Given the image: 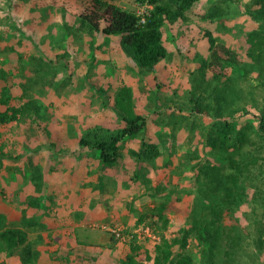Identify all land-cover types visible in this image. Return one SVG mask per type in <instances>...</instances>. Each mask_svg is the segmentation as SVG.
<instances>
[{
    "label": "rangeland",
    "instance_id": "374dc122",
    "mask_svg": "<svg viewBox=\"0 0 264 264\" xmlns=\"http://www.w3.org/2000/svg\"><path fill=\"white\" fill-rule=\"evenodd\" d=\"M251 1L194 3L185 20L164 25L167 56L147 71L123 50L119 36L81 25L86 0H0V98L6 85L11 108L29 100L40 107L39 118L0 120V226L33 223L29 237L37 252L32 264H125L133 235L152 251L159 233L149 230L150 219H140L162 202L173 205L167 237L194 231L195 218L217 213L225 229L230 227L221 212L230 170L221 155L225 136L220 133L226 123L246 127L256 143L243 150H262L264 158V134L249 129L264 110V98L258 96L257 105L249 97L237 99L250 113L228 122L193 109L195 98L202 104L215 99L208 70L205 81L195 90L192 85L209 58L211 33L238 54L251 77L243 78V70L235 68L228 69L225 80L245 91L252 86L260 68L245 55V35L257 28L246 11ZM139 2L120 4L135 11ZM123 84L132 88L147 126L123 141L115 166L103 169L99 152L79 142L89 130L124 126L110 106ZM94 85L111 98L97 93ZM5 108L0 103V113ZM208 135L218 139L216 147ZM143 141L157 146L160 154L145 160L139 153ZM258 163L264 170V160ZM249 182H244L247 198L232 212L243 239L242 251L223 257L230 264H264V177L253 187ZM33 196L40 205L24 218L22 210ZM208 250L198 251L201 258ZM1 261L20 264L0 249Z\"/></svg>",
    "mask_w": 264,
    "mask_h": 264
},
{
    "label": "trees",
    "instance_id": "16d2710c",
    "mask_svg": "<svg viewBox=\"0 0 264 264\" xmlns=\"http://www.w3.org/2000/svg\"><path fill=\"white\" fill-rule=\"evenodd\" d=\"M121 1L86 0L79 16L81 25L86 26L91 32L119 36L123 50L134 59L137 66L143 70L153 71L167 56L164 25L185 20L187 12L199 0H147L153 5V9L146 23H140L135 11L122 6ZM246 11L257 23V28L245 35V41L248 43L245 55L256 63L260 70L256 77L252 78L253 81L250 82L252 86L248 88V91L235 82L225 80L228 69L235 68L243 70V78L251 77L249 70L243 67L238 54L227 44L219 42L211 33H208L210 55L200 69V77H196L197 82L192 85V89L195 90L199 86L198 82L206 80L208 70L212 80L209 84L210 93L215 96V99L211 104H202L199 98H195L193 109L198 113L213 116L219 120L226 118L225 120L229 122V119H234L238 115L250 113L246 105L242 107L237 104V99L246 101L249 97V102L257 105V97L264 98V0H252L246 7ZM214 15L211 13L210 17ZM93 87L105 99L111 98L105 89L97 85ZM226 90L229 92L224 94ZM8 91L9 88L6 85L1 89L0 103L6 105L5 110L0 113L1 122L9 123L20 117L37 118L39 116L40 107L31 100L21 106L12 108L8 106L10 101ZM110 106L121 118L124 126L117 131L89 130L79 142L80 146L99 152L103 169L115 166L121 157L123 141L129 136L142 132L147 126L146 117L137 111L134 93L130 86L123 84L116 91ZM259 113L256 116L258 122L254 127L249 128L256 131L258 135L264 134V110L261 109ZM220 134L225 136L222 140L221 155L230 170L223 182L226 195L223 200L226 207L221 212L224 213L225 223L230 227L225 229L216 212L217 214L211 218H195L194 231L183 229L175 236L167 237L164 231L168 229L170 223L168 212L173 211V205L162 202L150 212L143 214L140 219V222L146 218L150 219L149 230L159 233V239L154 242L152 251L145 247L141 239L133 235L126 260H124L125 264H143L144 261H152L153 264H230L223 257L232 258L231 255L235 249L242 248L243 238L237 231V221L232 212L235 206L244 203L249 194L248 188L244 185L246 179H249V185L253 187L255 186L253 182H259L264 177L262 176L264 170L257 167L259 160L264 158L260 156L262 150H243L245 144L256 143L251 141L246 127L235 129L233 123H226ZM207 138L212 146H217V138L213 135H208ZM139 153L145 160H150L159 155L160 151L157 146L143 141ZM39 205L38 197L33 196L22 210L24 218L34 215ZM32 226L31 221L23 226H0V249L17 259L20 264H32L36 258L37 250L29 237ZM204 247L209 249L204 254L205 259L198 253ZM175 255H177L176 259H174ZM0 264L10 263L1 261Z\"/></svg>",
    "mask_w": 264,
    "mask_h": 264
},
{
    "label": "built area",
    "instance_id": "2783aa9c",
    "mask_svg": "<svg viewBox=\"0 0 264 264\" xmlns=\"http://www.w3.org/2000/svg\"><path fill=\"white\" fill-rule=\"evenodd\" d=\"M153 9V5L150 4L147 0L141 1L138 3L135 13L139 17L140 23H146L148 17L151 15V11ZM117 236H121L119 231H115Z\"/></svg>",
    "mask_w": 264,
    "mask_h": 264
},
{
    "label": "crops",
    "instance_id": "0c3cea01",
    "mask_svg": "<svg viewBox=\"0 0 264 264\" xmlns=\"http://www.w3.org/2000/svg\"><path fill=\"white\" fill-rule=\"evenodd\" d=\"M4 156H6V154L4 153Z\"/></svg>",
    "mask_w": 264,
    "mask_h": 264
}]
</instances>
